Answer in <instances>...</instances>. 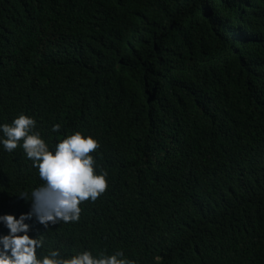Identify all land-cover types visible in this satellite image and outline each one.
I'll return each instance as SVG.
<instances>
[{"label": "trees", "instance_id": "16d2710c", "mask_svg": "<svg viewBox=\"0 0 264 264\" xmlns=\"http://www.w3.org/2000/svg\"><path fill=\"white\" fill-rule=\"evenodd\" d=\"M19 114L50 148L94 138L107 173L77 221L33 224L45 249L264 264V0H0V124ZM42 183L0 148V214Z\"/></svg>", "mask_w": 264, "mask_h": 264}, {"label": "clouds", "instance_id": "9594fccd", "mask_svg": "<svg viewBox=\"0 0 264 264\" xmlns=\"http://www.w3.org/2000/svg\"><path fill=\"white\" fill-rule=\"evenodd\" d=\"M59 128L54 124L51 132ZM34 129L35 121L24 114L0 124V148L12 152L19 146L43 182L27 194V212L0 214V264H133L120 251L93 254L84 249L62 255L57 248L45 249L44 237L32 233L33 224L46 229L58 221H77L79 203L95 201L107 186V173L94 172L89 155L98 147L94 138L73 132L50 148Z\"/></svg>", "mask_w": 264, "mask_h": 264}]
</instances>
